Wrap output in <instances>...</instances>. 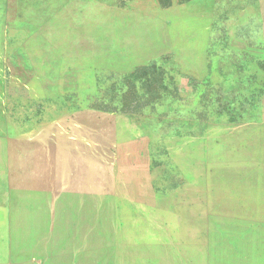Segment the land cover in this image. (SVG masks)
<instances>
[{
    "label": "rangeland",
    "instance_id": "1",
    "mask_svg": "<svg viewBox=\"0 0 264 264\" xmlns=\"http://www.w3.org/2000/svg\"><path fill=\"white\" fill-rule=\"evenodd\" d=\"M0 264H264V0H0Z\"/></svg>",
    "mask_w": 264,
    "mask_h": 264
}]
</instances>
